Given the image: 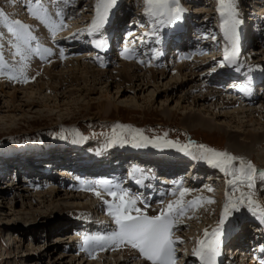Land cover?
<instances>
[{"label": "rangeland", "instance_id": "1", "mask_svg": "<svg viewBox=\"0 0 264 264\" xmlns=\"http://www.w3.org/2000/svg\"><path fill=\"white\" fill-rule=\"evenodd\" d=\"M122 1V5L117 9L120 16L122 13H125L123 15L125 17L127 15L128 20L141 24L149 21V23H151L150 26H152V22L154 23L152 19L154 17L145 14L144 0ZM64 2L67 3L66 6H70H67V10L63 7V5L65 6ZM179 2L183 9L182 13L189 18L191 23L195 22L197 28H201L200 31L203 32L202 34L206 35L205 38L207 40L204 43L206 47L205 49L211 52L210 54H212V50L214 51L215 49V51L219 50V54L223 53L227 42L224 40L223 33L220 30V16L216 11L217 0H179ZM15 3L16 4H12L13 6L11 5V9L9 6L5 5V3L3 4L1 0L0 12L4 13V11H6L7 16H9L10 12H8V10L11 9L13 15H10V18L18 19L25 25H29V22H31V32L32 34L35 33L36 28L38 27V24L34 21L35 19L30 16H25L29 15V13L27 14L26 7H22V1ZM25 3L27 9L29 5L36 7L35 0H29ZM39 3L44 4L46 2L42 3V0H39ZM261 3L264 4V2H258V0H235L236 11L238 13L237 18L241 20L242 15H248L250 10L262 5ZM96 4L97 0H63V2L59 4V7L63 9L64 13L58 19L59 25L62 27L61 33L65 32L70 35L74 32L76 33L83 26L84 28H87L96 15ZM201 6H207V10L214 12H209L210 14L207 12H200L199 9H202ZM209 6L211 7L210 9L208 8ZM42 7L45 9L47 6ZM50 7L55 11L58 6L50 4ZM259 10L262 9L260 8ZM136 12L138 13L135 14ZM27 20L30 21L27 22ZM56 25L58 26V24ZM133 27L136 28L135 30L137 31L135 32L137 33L144 31L141 25L136 24L133 25ZM139 28L142 29L139 30ZM59 30L60 29H56L54 33L49 34V36H54L55 41L61 36V33H57ZM2 31L3 30L0 32V54H4L3 58L5 59H13L14 55L12 53L13 50L17 51V47H8L9 35L5 33V31ZM77 34L74 37L81 39V42L89 40V36H86V30L83 29ZM213 36L215 39L212 38ZM74 37H71L70 41L75 42ZM63 40H66L67 42L59 41V44H63V47L65 48L62 52L63 59L60 58L61 61L60 59L50 58L51 60L45 62L43 65H39L41 64L40 62L36 63L35 66L41 69L42 67L44 69L46 68L45 71L51 70V74H55L59 70L72 69L74 61L76 63L79 59L80 63L87 64L89 67L94 66V68L99 71L107 72L109 70L113 74H118L116 71L122 68L123 64L137 65L139 68V74L144 70L154 68L152 65H149L151 62L148 61V59L145 60L144 57H142L143 55L140 59L112 58L107 64L101 65L95 59L89 56L85 57V52H80V50H86L87 47L76 46L73 49H67L65 44L69 43V39L66 38ZM248 40L249 44H247L245 50V57L249 62H253V64L255 63L256 65L260 60L264 59V18L262 19L259 28L249 33ZM34 42L38 44V42H43V40L36 37ZM39 47L41 50L40 52H44V50L47 49L57 54L60 53L49 43L43 44ZM22 49L23 46L21 47V50ZM209 52H207V54ZM186 53V55L179 59V64L176 66L174 65L175 67L167 68V72L164 75L159 74V72L166 69L162 68V66H158L159 68L155 69L157 71L156 73H158L156 81L152 83L150 82V84L142 87V89L137 90L136 88L141 87L139 86L142 82L140 80L134 78L132 79L133 83L130 85L124 84L121 87H117V85H115L117 80H109L107 77L101 78V75H97L96 73H94L92 77L89 76L90 74L87 76V83L84 84L82 82L83 80L79 79L76 80V83L72 86H67L65 90H52L53 88L50 90V88L47 87V84H54V81L52 82V80L50 81L47 78L45 81L43 79L38 81L44 83L42 86L43 88H39L40 84L35 86L36 83H34L35 85L33 84V86L27 81L24 82L25 84H17L14 82L15 85L12 83L13 79H9L8 77V80L11 82L8 83L6 82L7 80L3 78V76L8 74L7 70L6 72L0 73V85H2V87H0V149H5L6 146L4 145H7L8 142L18 140H48L58 138L59 136L62 137L61 139L69 140L71 138L72 140L74 135L78 134L79 131L85 133L88 139L94 141L96 139L93 138V135L96 134L117 133L121 136H129L133 133L131 130H139L141 133L156 139L159 138L161 141L167 140L176 143L204 145L207 148L210 146V148L212 147L211 149L227 152L226 144L229 137L226 134V130L235 127L228 121V119L217 117L216 113L218 111H230L242 105L231 106L228 109H219L218 106L221 102L217 100L215 105L217 108L213 109V101L211 102V99L204 104V108L201 104L195 105V102L192 100L196 94H199L193 92V86L197 85L199 88L203 87L204 85L201 84L205 81V77L210 75L212 70L221 67L223 56L216 59L217 61L210 62L208 57H204L206 52H203L204 54L201 55L203 58H200L201 56L198 52L190 53V49H188ZM32 55L36 56V54ZM52 61L53 63L55 61H58L59 63H55L56 65H53L55 67L50 68L53 64ZM249 64L253 65L252 63ZM179 65H182L180 71L177 70ZM262 65V67H264V63ZM192 71H194L196 75H193ZM201 73L202 76H200ZM10 74H12V72ZM170 81H184L186 84H174L172 86L169 84ZM208 83L205 85H208ZM26 86H32L31 89H26V92L28 94L30 93L29 96L31 95L34 98L28 99L23 97V94L19 92L18 99L13 101L10 95H8L13 89L23 90L27 88ZM130 86H133L134 88L130 89ZM172 87H175L176 89L174 92H171ZM187 91L191 93L185 96L184 92ZM6 92L9 93L6 94ZM198 92L204 93L205 91L202 92V90H200ZM23 99L25 101H23ZM31 100H34L37 103L35 105L31 104ZM259 104L260 103H257L255 106L258 107ZM200 109L203 110L200 111V114L209 122L229 123L228 125L230 127L226 126L223 127V129L219 128V130L216 129L210 131L203 129L198 125L195 126V123L190 121L191 118L188 114L192 113V110L198 111ZM253 116L256 115L253 114ZM263 121L264 117L257 122L261 123ZM116 125H122L124 127L115 128ZM114 128L115 132L113 131ZM255 128L257 127L255 126ZM133 156L135 161L140 160L139 155ZM250 156H253V159L250 162H252L257 170L256 175L254 176L255 183L257 181L264 183V179H261V173H263L262 166L264 165V146L254 148ZM133 159H130L131 162ZM147 160L148 159H143L144 162H147ZM200 160L204 159L200 158ZM206 168L207 169L203 171H195L194 173H200V175L198 174L199 180H197V182L192 181L186 188L194 189V191H201L203 185L206 183L213 188V192L216 191V196H219V198H212L211 200H213L214 203H208L209 212L207 213L206 218L202 215L195 216L197 211L194 209L195 211L192 212V215L190 217L187 216L189 222H185V226L181 225L183 227L177 233L180 234V232H183V235H179L182 236V238L185 237L183 238L184 241H182L180 248L184 251L186 250L185 253L189 252L191 247L196 246L195 241L203 234L204 229L207 228V223H211L208 225L210 226L218 222L226 200V192L227 190L229 191L225 173L221 172L218 168L212 167L208 163L206 164ZM9 170H7L6 173H8ZM33 176H35V174ZM17 178L19 180H11L7 177L5 179H0V264H87L88 262H96V264L136 263L134 260L128 261V258L130 257L122 256V254L118 255L117 262L111 261V253H105L107 254L105 262L104 259L100 260V257H95L97 259L94 260L92 258L82 259L81 256H78V251H74L76 249H74L73 246L70 248V242L67 240V236H64V233H68V229L62 231L59 229H63L64 227L62 226L67 224V216L65 214H70L72 212L61 214L62 210L55 208L56 204L59 203L66 205L74 201L73 203L75 204L73 206L76 207L81 205L85 206V204L90 203L92 204L96 201V199L92 197L72 200L60 199L67 195L65 192H70L67 196L72 194H74L75 197L77 196L76 191H72L74 188L71 187L72 184H74V181L70 179L67 180L65 183H67V185L69 184L68 187L57 185H50L49 187L48 184L46 185L43 182V179L40 181L43 186H36L33 184L34 182L32 179L26 178V180H21L22 178H25L21 176ZM59 179H61V177ZM90 182L95 184L92 179ZM254 185L255 184H253V187ZM261 186L262 184H259L255 189L252 187L247 191L251 192L253 201L255 204L259 205V210L264 209V191H261ZM259 187H261V189ZM48 189L53 190L54 194L56 193V189H60L57 193V195L59 194L60 196L53 199V204L51 202L52 199H49L51 197L46 196V199H48H45V202H42V198L39 197L42 192L44 193L48 191ZM17 192L22 194L23 197L32 195L33 200H23V197L19 195H16L15 198L11 199V194L14 195ZM255 193L257 195H255ZM108 199L109 198H107V200ZM200 203L202 206L199 205L198 210H202L203 206L206 205L203 202ZM88 210L89 213H91V211L92 213L96 212L93 207ZM96 210H98V208H96ZM103 214L100 213L99 215L101 216ZM207 218H209L208 222H206L208 220ZM230 218L231 220L235 218L234 212ZM74 223V226H76L81 222L75 221ZM8 224L12 225V227L8 226ZM244 224L248 225L250 223L246 222ZM8 227L12 228L9 232H7ZM186 236L188 238H186ZM109 251L110 250H107V252Z\"/></svg>", "mask_w": 264, "mask_h": 264}, {"label": "bare ground", "instance_id": "2", "mask_svg": "<svg viewBox=\"0 0 264 264\" xmlns=\"http://www.w3.org/2000/svg\"><path fill=\"white\" fill-rule=\"evenodd\" d=\"M19 1L26 2V1H29V0H2V3L3 4L5 3V5L9 6L12 9L11 5L12 4H16L15 2H19ZM53 1L54 2H58L59 0H44V2H46V3H44L43 0H42V3H44V4H41V5L42 6H47V7L44 9L46 11L41 12L40 15L45 16L46 17V21H42L41 19H38V18L34 17L31 13H29V11L27 9V6L25 5L26 11L29 13V15H25V14L24 15L27 16V17L30 16L31 18H34L35 21L38 24V27L36 28L37 32H36L35 35H37L39 37H43L46 40L50 37L49 36L50 33L52 34V33H54L56 31V29H59L58 26L56 25L57 24V19L55 18L56 16L54 17L55 12L52 10V8L48 4V2L53 3ZM258 2H264V1L263 0H258ZM67 6H69V5H67ZM254 6H256V5H254ZM30 7H32L34 10H36V7H34V6H30ZM206 7L207 6H204V7H202V9H199V10H207ZM263 7H264V4L259 5V6L255 7V8H256V10H258L260 8L262 10H264ZM208 8L210 9L211 7L209 6ZM11 9L8 10V12H10L9 13V16H7L6 11H4L5 14L2 12L4 14V16L8 18V22L9 23L11 21H13V20H18V19H13L12 17L10 18V15H13ZM111 9H110V11H111ZM150 25H151V23H150ZM176 25H179V23H176ZM83 29H85L84 26L82 28H80L76 33L74 32L73 35L77 34L78 32L82 31ZM146 29H147V26H144L143 27V30L146 31L147 37L145 35H143V32L144 31H141L140 33H137L135 31H133V32L137 35V37L139 39L145 40V39L148 38V34H151L152 32H154V28L153 27H151V30L150 31H147ZM1 30L5 31V33H7L9 35L8 36L9 37V40H8L9 46L8 47L16 48V45L19 44V43H21L20 41H18V40L15 39V37L13 36L12 33H10L8 31V28L6 26V22L3 21L2 19H0V32H1ZM65 36H66V38L69 37L68 35H65ZM149 37H150V35H149ZM59 38L60 37H58L57 39H59ZM130 39H131V37L128 38V40L126 41L127 44L130 43ZM2 40H3V38H2ZM56 41H54V42H56ZM37 45L38 46H41L39 43ZM147 45H149V44H147ZM22 46L23 45H21V47ZM203 46L205 47V45H203ZM203 46H201V47H203ZM215 50L214 51L212 50V55H210L211 52L208 51L209 53L207 54V51H206V56H209V55L212 56V57H210V59H208V60H211L210 62H214L216 59H218V58L221 57V55L218 53V51H215ZM21 51H23V49ZM16 53H17V51L16 50H13V53H12L14 55V58L13 59H5V58H3L5 60L4 62L8 65V67L4 69L5 71H3V72H6V70L8 71V74L5 75V76H3V78L7 80L6 82L11 83L8 80V77L10 75L9 69H15V72H12V74L19 75V70L23 67V69H24V77H27V80L26 81L29 82L32 85L34 83H36V85L34 84L35 86H37V85L40 84L39 88H43L42 86H43L44 83L42 81L41 82H38L40 79H43L45 81V79L47 78L50 81L52 80V82L54 81V84H52V83H51V85L50 84H47L48 85L47 87H49L50 90H51V88H53L52 90H58V89L65 90V88L67 86H69V85L72 86L73 84L76 83V80H79V79L80 80H83L82 82L85 84V83L88 82L87 76L90 74L89 76L92 77V75L94 73H96L97 75H101V78L107 77V79H109V80H114V81L117 80L116 83H115V85H117V87H121L124 84L130 85L131 83H133L132 82V79H134V78L136 80L142 81L141 82V85H139L141 87L140 88H136V90L137 89H142V87L150 84V82L151 83L152 82H155L156 79H157V76H158V73H156L157 71L155 70V68H153V69L152 68H149V70L148 69L147 70H144L141 74H139L138 73V70H139L138 66L137 65H133V64H131V65L123 64L122 65V68H120V69H118L116 71L118 74H115V73L113 74L109 70L107 72L106 71H99L98 69H95L94 66H90L89 67L87 64L80 63L79 62V59L76 61V63L74 61V63H73L74 65L72 64V66H73L72 69H70V70H59L57 73L51 74V72H50L51 70L45 71L46 68L44 69L42 67V69H41L39 67H36L35 65H36V63H40L38 61H41L42 62V61L48 60L50 58L51 59H54V58L55 59H60L62 57L61 56V52L59 53L60 55L57 54V53H55V52H51L50 50H48L47 52L44 51V52H40V53H32V54H36V56L31 54L26 61L25 60H22L21 56L17 55ZM84 54H86V53H84ZM2 55H4V54H2ZM191 55H193V54H191ZM201 55L202 54H200V56ZM81 57H83V56H81ZM200 58H203V57L201 56ZM55 63L57 64L59 62L58 61H55L50 68L55 67V66H53ZM181 66L182 65H179V67L177 68V70L180 71L182 69ZM245 66L249 70H253V71L254 70H262L261 68H259V65H257V64L256 65L255 64L251 65V64L247 63ZM166 72H167V70H164V71L161 70L159 72V74L164 75ZM222 72L223 71H216V73H213L212 75H210V77H209L208 80L214 81L215 83L216 82H219L221 80V78L225 75ZM192 74L193 75H196V73H194V71H192ZM200 76H202V73L200 74ZM24 77H21L19 79H13L12 80L13 81L12 83L13 84H15L14 82H16L17 84L24 83L25 82ZM169 84H171L173 86L174 84L175 85L176 84H178V85H184L186 83L184 81H175V82L170 81ZM177 86H175V87H177ZM0 87H2V85H0ZM14 87H16V86H14ZM175 87H172L171 88V92H174V90H176ZM193 87H194L193 88V92L199 93V94H196L193 97V99H192L193 102H195V105L196 104H201V106L204 108V104L207 101H209L210 99H211V102L213 101L212 102L213 109H216L217 108L215 106L217 100H219L221 102V104L218 106L219 109H228L231 106H235L237 104V100H232V99L226 97L227 95L226 96L225 95L218 96V94L215 93V91H212L211 86L209 87V84L208 85H205L204 84V86L201 87V88H199L197 85L196 86H193ZM31 88H32V86H28L27 88H25L23 90L13 89V91L10 92V94H8L9 92H6V94L10 95V97H11V99L13 101H16L18 99V97H19L18 96V93L19 92H21V94H23V97H26L28 99H32L34 97H32L31 95L29 96L30 93L28 94L26 92V89H31ZM129 88L130 89H133L134 87L133 86H130ZM200 90H202V92L203 91H205V92L204 93L198 92ZM62 92H64V91H62ZM190 93L191 92H188L187 91V92H184V95L187 96ZM263 98H264V95L262 93L259 94V95L257 94L253 98V100H252V103H253L252 105H247V106H243L242 105V106H239L237 108H234L233 110H230V111H221V112L218 111L216 113V116L217 117H224V118L228 119V121L231 124H233L234 127H235V128L231 127L230 129H227L226 130V134L229 137L228 138V141H227V144H226V151L229 152V153H231L235 157L242 158L245 162L251 161L253 159V156L251 157L250 154H251V152H253V149L254 148H256V147L258 148V147L264 146V121L261 122V123L257 122L259 119H263V117H264V100H262ZM23 101H25V100L23 99ZM30 103L35 105L37 102H35L34 100H31ZM257 103H260L258 105V107L255 106V104H257ZM237 105H239V104H237ZM200 111H203V110H201V109L198 110V111L197 110H192L191 111L192 113H189L188 114V115H190V118H191L190 121L191 122H194L195 123V126L198 125L199 127H202L203 129L210 130V131H213V130H216V129L219 130V128H222L223 129V127H226V126L227 127H230L228 125L229 123H224V122L212 123V122H209L208 120L205 119V117H203L200 114ZM253 114L256 115V116H253ZM245 119H247V120H245ZM255 126L257 128H255ZM109 155H110V157H111L112 160H115L116 159V161H118L119 163L126 162V161L131 162L130 159H133L134 158L133 155H135V156H138L139 155L140 160L139 161H135L133 159L132 163H135V162L147 163V162L150 161L142 153L137 152L135 150L134 151L125 152V154H123L122 156L119 155V152H114V153H111ZM143 159H148V160H147V162H144ZM88 160L90 161V159H88ZM88 160L87 159H83V162H88ZM200 161L203 162V163H200L201 165L200 164L195 165V166L198 167L197 170L198 171L199 170L200 171L206 170L207 168L204 166V162L205 161L204 160H200ZM235 165L238 167L239 166V161H236L235 162ZM262 168H263L262 169V172L264 173V165L262 166ZM29 171L32 173V170H29ZM107 171L108 170H104L102 168L99 169L97 167L95 168L94 166H91L89 168V170H88L87 173H88V176H90V178L91 177L93 178L92 181H94L95 184H92V182H89L88 183V185L85 188L86 189L85 190L86 191V195L85 196H76L75 197V195L72 194L70 196H67L68 194H70V192L69 193L68 192H65V193H67V195L64 198H60V199H67V200L84 199L87 195H90V196H92V198H95L96 199V201L94 203H92V204L91 203L90 204H85V206L81 205V206H76L75 207V206H73L75 204V203H73L74 202L73 201V202H70V203H68L66 205L59 204L58 203V204H56L55 208H58V209L62 210L61 211L62 212L61 214L72 212L70 214H73L76 217L78 215H80V216H84L86 214L89 215L90 213H89V210L88 209L89 208H92V207L94 209L98 208V210L103 211L106 214H108L109 204L110 203H114V202H118V201L114 200V198L112 196L108 195V194L106 195L107 197H104L105 195H100V197H98L95 194L96 191H93L92 190V189H95V186L94 185H100L99 182L100 181H103V180L100 179L99 177H101L102 175H105V173L107 174ZM139 172H141V174L143 176L142 175H138V176H141V177L150 176V175H147V172L144 171V170H140ZM192 176H194L193 178H197V174H192ZM135 177H136L135 174L132 175L130 177V179H131L130 181L133 182L135 180ZM225 177H226V180L231 179V177H229L227 175H225ZM46 178H47L46 180L43 179V182L46 185L48 184L49 187H50V185L56 186V182H57L56 178H57V176L50 175V176H47ZM261 179H264V176H262ZM40 180H41V178H40ZM254 180L255 179L253 178V184H255L254 187H253V189H255L257 187V185L260 183L258 181L255 183ZM262 184H264V183H262ZM130 185H132V183ZM184 185L185 184H182V185H179L178 184L174 190L168 192V194H167L166 197L161 196L162 193H158V194L153 195V197L151 199H149V196H144L143 201H140V199H138L136 196L131 195L128 192H126L123 189V187L111 188V190L112 191H117V192H126L128 194V198L129 199H133V200L136 201L135 207L141 209V211L144 212V213H146V212L158 213V211L159 210H162L163 208H165L170 201H175L177 199H180V191L182 189H187ZM52 186H51V188H52ZM262 186L263 187H262V190L261 191H264V185H262ZM59 190L56 189V193L54 194V191L53 190L48 189V191H46L44 193L42 192L39 197L42 198V202H45L48 199V198L46 199V196L47 197H51L49 199H52L51 202L53 204L54 203L53 199L56 198L57 196H60L59 194L57 195V193L59 192ZM187 190H188L187 193L183 197V200L185 202H188V201H191V200L196 199L197 197H200V198H202L200 202H203L206 205L203 206L202 210H198L199 209L198 206L201 205V203H199V205L196 206V207H190V208H188V210L186 211L185 215L183 216V219L184 220L182 219V220H180V222H178L179 227L181 225H184L185 222H189V219L187 220V216L190 217L192 215V212H194L195 210L197 211V213H196L195 216L202 215L203 217L206 218L207 217L206 215L209 212L207 199H212V198L216 199V198H219V196H216V194H217V193H215L216 191L213 192L212 191L213 190L212 187L207 186V185H204L202 187V190L201 191H194V189H187ZM241 190L247 192L248 191V188H246L244 186H241ZM53 194H54V196H53ZM16 195L22 196V194H20L19 192H17L14 195L11 194V196H12L11 199L15 198ZM255 195H257V194L255 193ZM238 196H239V192H236L234 194V198H236ZM32 197H33L32 195H28V196L23 197V200L32 201L33 200ZM107 198H109V199L107 200ZM161 199H163V200H161ZM104 201H108L109 204L104 203ZM79 205H80V203H79ZM204 211H205V213H204ZM243 211L246 212V210H244L243 206L241 205L240 206V210L238 212L234 211V217H235V215H236V217L238 215L240 217H242V214L241 213ZM250 215L253 216L255 219L259 218V216L257 214L256 215H253L252 212L250 213ZM110 217L112 218V216H110ZM79 218L80 217H78V219ZM207 219L208 220L206 222L209 221V218H207ZM234 220H237V219L234 218L233 221ZM233 221L231 220V218H229V220L226 222V224L224 225V227L225 226L229 227V224L231 226H234V227L237 226L235 223H233ZM209 224H211V223H207L206 225H207V229H209L210 231H211L212 228H214L217 225V223H214V224L208 226ZM74 225H75V223H74ZM8 226L12 227V225H9V224H8ZM65 226H66V224L63 225L62 227L65 228ZM10 227H8V231L7 232H9V230L12 229ZM75 228H77V227H75ZM12 232H14V231H12ZM113 232L114 231H111V233L110 232H107V233H105L104 235H101V236H110ZM65 235H67V233H64V236ZM186 238H188V237L186 236ZM201 238H203V234L199 237V239H201ZM177 239L178 240L179 239L184 240L182 238V236H178ZM106 247L109 248L110 251H111V252L110 251L108 252V253H111V256H110L111 261L117 262L116 261L117 260V257L120 254H122V256H125V255L127 256V253H128L127 252V250H128V246L127 245H121L119 247H116V246H113V245H107ZM105 253H107V251H105ZM106 255L107 254H105V255L104 254H100L99 255L100 260H103L104 259V262H105V258L107 257ZM5 258H7V257H5ZM190 258H191L190 257V254H188L187 257L184 259L183 263H185L186 261L190 260ZM87 264H96V262L95 263L88 262ZM135 264H145V263L142 262V261L141 262L136 261Z\"/></svg>", "mask_w": 264, "mask_h": 264}, {"label": "snow or ice", "instance_id": "3", "mask_svg": "<svg viewBox=\"0 0 264 264\" xmlns=\"http://www.w3.org/2000/svg\"><path fill=\"white\" fill-rule=\"evenodd\" d=\"M36 10L28 7L29 13L34 17L46 21V17L40 15L43 9L39 0H35ZM145 13L148 16L155 17L158 24H171L181 18L183 9L180 6L179 0H144ZM116 4V0H97L96 15L88 26L87 33L92 35L98 32L106 23L110 9ZM216 11L220 16V30L223 33V38L227 42L224 47L223 60L229 64L235 63V55L237 49L238 33L237 28L241 21L237 18L235 0H217ZM0 19L6 22L8 31L13 34L16 40L21 43L17 44V55L21 56L22 60H27L32 53H40V47H33L32 41L36 37L32 34L30 27L19 20H13L10 23L8 18L0 12ZM215 39V37H212ZM23 45V51H21ZM98 47L103 45L98 41ZM44 51H48L45 49ZM131 50L128 47L123 49L121 55L128 59L130 58ZM223 66V65H222ZM8 65L4 62L3 55L0 54V73L7 68ZM10 73L15 72V69H9ZM24 77L23 67L19 70V75L10 74L9 79H19ZM26 82L27 77H24ZM122 125H116L115 128H123ZM115 128L113 131L115 132ZM132 141L134 147H144L151 143L153 147L160 146V140H148L139 130H131ZM120 139V142H127ZM117 142L116 139L110 143ZM163 146L176 148L180 152L191 155L190 148L195 147L200 152V158L204 159L209 165L218 168L225 175L231 177L226 181L229 186V191L226 192V200L223 205V211L217 225L211 229H204L203 238L195 241V247L192 249V255L197 257L200 264H215V258L219 255L220 237L223 235V229L226 222L231 217L234 211L238 212L240 206L247 205L248 211L256 215V210L259 205L255 204L252 199L251 192L241 190V186L248 189L253 187V178L256 175V169L252 162H245L242 158L235 157L227 152L217 151L207 148L204 145L185 144L180 145L173 141H163ZM239 161V166L235 162ZM264 176V173H261ZM100 185L105 186L108 194L118 202L109 204L108 214L112 216L117 230L110 236H86L83 240L82 251H89L90 248L98 247L100 250H105L107 245L119 247L121 245L130 246L136 249L139 253L150 262V264H176L175 245L177 242L182 243L173 238V228L177 226L178 217L184 216L188 208L199 205L202 198L197 197L194 200L185 202L184 195L187 189L180 191V199L170 201L165 208L156 216H148L141 209L136 208V201L128 198L126 192L112 191L108 181H100ZM95 191V189H92ZM211 190V189H210ZM239 192V196L234 198V194ZM95 194L100 197V192ZM207 203H214L213 200L207 199ZM136 214L133 215L132 213ZM259 219L264 221V209L259 211Z\"/></svg>", "mask_w": 264, "mask_h": 264}]
</instances>
